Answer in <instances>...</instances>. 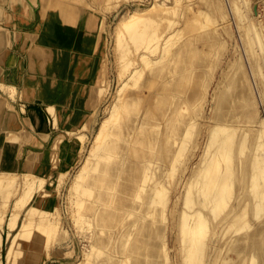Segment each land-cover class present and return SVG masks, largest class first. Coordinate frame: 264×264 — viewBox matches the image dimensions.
Instances as JSON below:
<instances>
[{
  "label": "bare ground",
  "instance_id": "1",
  "mask_svg": "<svg viewBox=\"0 0 264 264\" xmlns=\"http://www.w3.org/2000/svg\"><path fill=\"white\" fill-rule=\"evenodd\" d=\"M33 1L37 6L32 12V7L27 1L19 4L15 0H7L0 9V18L4 16L13 19L15 16L27 14L31 21L26 31L29 39L35 34L42 37L45 30L54 34L57 46L52 56L36 57L35 62L44 64L56 59L61 64L60 68H63L62 66L70 61L72 53L66 48L68 45L76 42L87 44L92 40L99 52L93 63L98 61L99 67L82 84L70 82L66 78L68 74L62 70L60 75L29 74L31 77L27 76L24 82V91L25 88L26 92L33 90V96L24 93L29 96L24 100L25 107L32 108L30 114L27 111L31 116L28 120L31 125L34 124L33 128L39 130L40 141L35 145L41 149L36 151L31 148L29 154L27 148L19 150L21 154L10 170L5 173L0 171V190L6 187L4 193L0 194V219L4 218L3 224L0 223V233L5 234L10 248L12 244L18 243L17 251L20 254L31 255L36 253V247L46 235L45 240L56 235L58 244L67 240L69 234L67 235L65 229L60 230V184L67 182L74 165L85 156L72 179V186L82 185L89 176L88 186L108 188L105 192L98 193L93 200L80 199L78 203L83 205V213H78L73 218L76 225L81 222L84 225L85 221L90 223L89 217L96 218L93 221L91 237L94 246L105 239L100 236L103 227L107 224L114 226L119 222V215L125 219L131 212L135 214L131 226L138 225V234L128 247H122L121 252L130 255L133 264H162V258H166L167 263L172 259L169 240L171 225L173 229L175 226L179 228L176 257L183 264H264V221L255 225L256 222L249 218V215L256 213L260 218L264 216V126L259 123L257 134H248L240 126L243 122L258 124L255 122L256 98L248 75L242 70L240 63L236 64L230 76L228 73L232 65H229L227 76L220 80L219 87L224 83L226 88L218 89L214 96L205 144L203 145L202 141L203 134L200 138L199 132L193 139L194 152L198 147L202 148V155L196 166L190 169L189 177L183 184L184 191L179 190L181 179L177 180L176 184L175 181L172 183L175 186L172 187L171 194V187L167 185L168 179L173 177L172 163L182 157L180 155L194 152L185 153L191 141L188 139L193 125L190 124L192 117L188 118L191 114L186 116L172 110V103L164 91L169 90L174 98L176 95H182V90L186 89L185 79L208 81L206 68H202L205 63L207 65L208 58V52L204 51L203 46L211 42L223 43L222 34L208 32L201 36L183 38L181 35L191 20L181 19L175 23L170 21L167 25L161 20H156L159 18H154L152 13L154 7H158V0H153L145 7H137L116 27V54L122 63L127 60L131 61V65L129 67L128 63H123V69L119 73L120 89L109 116L96 131L97 128L92 126V123H83L80 119L84 118L88 110H93V116L96 117L102 109L103 96L101 97L100 93L104 91L107 71L109 72L102 61L107 55L104 48L107 36L104 31L102 33L96 28H88V32L82 33L78 27L82 23L69 25L71 15L62 10L57 11L59 8H65L69 1ZM70 1L95 6L90 0ZM121 1L126 0H119L118 3ZM176 1L177 3L171 4L164 1L168 13H173L179 8L181 0ZM233 2L231 8L235 12L234 18L244 22H239L237 28L247 53L246 57L249 60H252L251 56H257L259 60L264 59V26L250 22V14L261 18L260 10L256 5H251L249 0ZM189 3H184V10L195 7L191 4L192 1ZM219 4L224 5V0H218ZM107 10H111V6H107ZM88 11L84 10V13H89ZM46 13L49 17L44 21ZM221 13L223 18L228 16L225 12ZM206 14L210 17L209 10ZM208 17H204L206 23L211 19ZM209 25H212V22ZM201 27L199 25V29ZM164 28V31L158 33ZM5 34L6 31H0V47L4 45ZM123 35L125 38H122ZM102 43L103 49L99 50ZM174 47L176 49L173 50L169 63L149 66L165 58ZM89 48L92 49L90 46ZM9 51L6 50L4 59L10 56ZM157 52V57H153ZM11 60L10 63H15L14 57ZM194 61L201 66L188 72L187 66ZM174 68L186 72L167 87L168 77ZM91 81H95L97 85L95 88L92 84L91 95L84 109L80 108L82 104L79 98L62 100L60 97L62 89L73 88L78 91L86 88ZM29 83L35 86L29 87ZM55 89L60 91L56 92ZM15 92L16 87L10 91L13 94ZM51 92L52 96L55 93L57 96H49ZM205 93L206 89L203 90V94ZM261 100L264 101V93ZM68 102L69 105L66 104ZM4 105L5 99H0V107ZM7 106L6 126L10 123L22 124L21 119L16 116L14 104L9 101ZM202 113L201 109L192 112L195 115ZM51 123L53 127L50 126ZM3 127L4 125L0 124V131ZM252 129L253 124H250V132ZM11 134V128L3 132L0 141V166L5 159L8 161L14 157L11 150V153H8L11 146L7 141ZM56 175L61 177L59 185L53 182ZM141 192H144L143 196ZM174 193L177 195L175 200L172 195ZM111 205H114V211L104 212L105 208ZM129 209L131 211L124 214ZM138 210L141 212H135ZM248 223L254 227L243 235L232 237L231 232H241L240 229ZM113 240L122 242L124 238L122 234L116 233ZM230 252L237 254L230 256ZM37 254L35 256H38ZM109 260L104 264L119 262L112 257Z\"/></svg>",
  "mask_w": 264,
  "mask_h": 264
},
{
  "label": "rangeland",
  "instance_id": "2",
  "mask_svg": "<svg viewBox=\"0 0 264 264\" xmlns=\"http://www.w3.org/2000/svg\"><path fill=\"white\" fill-rule=\"evenodd\" d=\"M23 1L28 2V4L32 7L31 11L32 9L33 11H35V7L37 5H35L33 0H15V2H18L19 4H22ZM66 1L70 2L69 4H66L65 7L66 9L59 8L57 11L62 10L66 14L71 15V18H69V20H71L69 25L72 23L73 24L82 23L78 25L82 33L88 32V28H92V29L96 28L97 30L102 31V33L104 31L105 35L107 36L104 42L105 43L104 48L107 50V55L105 59L102 58V61L104 67L106 66L109 72L107 71V84H105L104 91L100 93L101 97L103 96L101 99L102 109L96 117L93 116V110H88L89 112L84 115V118L80 119V121H83V123H85V121L86 123H90V125L92 123V126H95L97 128L96 129L97 131L102 121L109 116L110 110L113 106L117 93L120 89L119 73L123 69V63H128L129 67L131 65V61H127V60H124L122 63V60H120V58H118V55L116 54L115 38L117 32L116 30L117 24L121 20H124L126 17L130 16L137 7L140 6L145 7L147 5H150L153 0H126V1H121L120 3H118L119 0H103V1L90 0L92 5L95 4V6L93 7L87 4H83L81 2H74L70 0H66ZM164 1L169 4L175 2L177 3L176 0H164ZM164 1L158 0L157 3L158 7H154L152 16L154 18H159L156 20L158 21L161 20V22L166 25L170 21L171 23H175L181 19H187L188 21L191 20L188 23V26L185 29V31L182 33L183 35H181L183 38L185 37L187 38L189 36H193V37L201 36V35H205L208 32H214L217 35L220 33L222 34V38H223L222 41L223 43L219 44L217 42L215 44L214 42H211V43H205V45L203 46L205 49L204 51L206 53L208 52L207 65H205L206 64L205 63L204 66H202V68H206L207 71L206 74H208L207 75L208 81L196 82L192 79H185L186 81L184 83V87H186V89L182 90L184 91L182 95H176L174 98L173 96H171L169 90L164 91L166 96L170 99V102L172 103L171 104L172 110L179 111L180 113L186 116L191 114L188 117V118L192 117L190 124H193L191 126L192 128L190 129V132L188 133V139L189 141L190 140L191 141L189 142L188 144L189 148L186 150L185 153H188L189 151L194 152L195 144H193V139L198 132L200 134L199 135L200 138L202 136L201 134H203L202 141H203V145L205 144L208 134L207 127L209 124L210 112L213 106L214 96L218 91V89H222L223 87L226 88V85L224 83L222 84L221 87H219V83L220 80L224 79L225 76H227L229 65H232L231 68L229 69V73H228L229 76L232 75V73L234 72L237 63L241 64L242 70H245L248 75V78L252 85V90L256 98L255 102L257 106L256 107L257 118L255 122L258 124L243 122L240 124V126H242V128L245 129V131L248 132V134H257L259 130V123H261V125L264 126V101L261 100L262 93H264V59L259 60L257 56H251L252 60H249L246 57L247 53H245V50L242 46L241 36L237 28L239 22L241 24H243L244 22L240 21L239 19L237 21V19L234 18L235 12H233L231 8V3L234 5L233 0H228L226 1L227 3L224 0V5L223 4L218 5V0H199L200 2L198 0H181V1L179 0L180 1L179 8H177L176 11H173V13L170 11H169L170 13H168L166 11V6ZM191 1H192L191 4L195 5V7L184 10L183 9V6H185L184 3L190 4L189 2ZM6 2L7 0H0V9L5 5ZM249 2L253 6L256 5V8L260 10L262 15L261 18H257L254 14H250V22H254L257 24L261 23L264 26V0H249ZM107 6H111V10H107ZM235 6L237 7V5ZM178 9L179 12L177 13ZM84 10L86 11L89 10L88 11L89 13H84ZM208 10L210 17H208V15L206 14ZM180 11L182 12L183 15L180 14ZM199 11L200 13L201 12L203 13L200 14ZM221 12H225L226 14H228V16L226 18H223ZM205 14L208 18H211L209 20L210 21L212 20L211 21L212 25H209L211 23L209 22V20H207L206 23ZM181 15L183 16V18ZM37 16L38 13H36V17ZM48 17L49 14L46 13L44 21H47ZM195 19H197L199 22ZM30 22H31L30 18H27V14H21L20 16H15V18L13 19L4 16L0 18V31L1 32L6 31L4 37V45L0 47V99L4 98L6 101V105L0 107V124L4 125L2 131H0V141L3 138L4 130L11 128L12 134L10 139L7 141L11 146V149L8 150V153L10 154L11 153L10 150H11L12 156H14L12 159H9L8 161L6 159L5 160L3 159L4 161H3V165L0 166L1 168L0 171L4 173L8 172L12 167V165L16 163L17 157L21 154L19 150L23 148H27L28 150L27 153L29 154L31 153V151H29V149L31 148H35L36 151H40L41 149L40 146L35 145L38 144L40 141L39 140L40 138L38 137L39 130L33 128L32 126L34 124L31 125V123L28 120L31 119V116L29 114L32 108L25 107L26 102L24 98L27 99L29 96L34 95L33 93H31L33 91L31 89H30L31 92H26V88L24 91L23 85L24 82L26 81L27 76H30L29 74L50 76L53 74H59L60 70H62L64 72L66 71V73L68 74V77L66 78L70 82L76 81L77 83L82 84L85 82V79L91 77L92 73L97 71L99 67L98 61L93 63L94 59L98 57L99 52L97 50V46L96 47L94 46L92 40L88 41L87 44L76 42L71 45H68L66 48L69 50V52L71 51L72 53H70V61L64 64L62 66L63 68H60L61 64L56 59H53L52 62L49 61L44 64H37L35 62V58L39 56H44L45 58L52 56V54L54 53L53 52L54 48H56L57 46V43L54 40L55 39L54 34L48 32L47 30H45L44 35L42 37L40 34L39 35L35 34V35H31L29 39L28 38L29 35H27L26 31L28 29V26H30L29 25ZM202 22H204L206 25ZM197 23L200 25V27L204 24L205 27L203 26L201 27V29L203 30L199 29V25ZM164 30L165 28L160 29L158 33H161V31ZM231 33L233 34L232 37H231ZM122 38H125V35H123ZM66 40L68 41V39ZM89 46L92 48L91 50ZM100 46L101 47H99V50H102L103 43ZM175 47L170 51L169 54L165 56V58L160 59L159 62H154L152 64H149V66L154 67L161 63H169L172 59V52L174 49H176ZM210 47H212L211 50ZM7 49L10 50L9 51L10 56H6V58L4 59L3 55L6 54ZM12 52H13V56H12ZM153 55H154L153 57H157L158 52ZM12 57H14L15 59V63L13 64L10 63L12 61L11 60ZM200 66H201L200 64L194 61L190 64V66H187L189 67L187 71L190 72ZM185 72L186 71L181 72L174 68L171 71L170 76L168 77L167 87L170 86L175 79L179 78V75L184 74ZM23 74L26 75L23 76ZM92 84L96 88L97 85L96 82L91 81L86 88L79 89L78 91L73 88L62 89V95L60 97L62 98V100H68L70 97L72 98L77 97L80 99L79 101L82 104L80 108L84 109L85 104L91 95ZM34 86L35 84L29 83V87H34ZM15 87H16V92L14 94L10 93V91L11 90L13 91ZM204 89H206L205 94H203ZM55 90L56 92L60 91V89H55ZM25 92L29 96L24 95ZM52 92L51 94L48 93L49 96L53 98L56 97L57 94L55 93V95L52 96ZM190 97L191 98L194 97L196 99L192 100ZM9 101L14 104L16 116L21 119L22 124L10 123L7 124L6 126L5 122L7 120L6 116L8 110L7 102ZM64 103L65 102H63V104ZM66 104L69 105V102ZM200 109L203 111L202 114H196V115L192 114V112L196 110L198 111ZM27 111H29V114L27 113ZM90 117L92 118L90 119ZM250 124H253V129L251 132L249 130ZM50 126L53 127V124L51 123ZM241 134L242 132L240 133V136ZM198 148L196 149L197 151H195L194 153H190L184 156L183 154L180 155L182 157L178 158L174 163H172L171 174L173 175V177L172 179H168V184H167L168 186L171 187V188L169 187L170 194L172 193L173 190L172 187L175 186L172 183H174L175 181L176 184L177 180L180 181V179L181 182L179 184L180 187L179 190L180 192L184 191L183 184L186 183L189 177L190 169L193 166H196L202 155V148L200 149ZM87 155L88 153H86V156ZM242 156H244V154ZM84 157L85 156L81 157L76 164L74 162L75 165L72 168L69 177L66 180L67 182L61 183L62 185L60 184V186L62 187L61 195L59 199L60 208L62 212L61 213L62 222L60 224V230L65 229L67 235L69 234L67 240L63 244H58L56 235L54 237L49 236L48 239L45 240V238H47L46 235V237H43V240L40 242L41 244L36 247L35 252L38 253L37 254L38 256H35L36 253L35 254L30 253L31 255H28L27 253L20 254V252L17 251L18 243L12 244L10 248V245L8 244V240L6 239L5 234L0 233V264H43V263L44 264H104L105 261H110L109 260L110 257L119 260L118 264H133L132 257L130 255L128 256L127 254L121 252L122 247H128L138 234L137 233L138 225L136 224L134 226H131V223L134 220V216H135V214H132L130 212L131 209L124 212V214L130 212V215L125 216V219L124 216L120 218L119 215L118 223H115L114 226H110L109 224H107L105 228L103 227L104 230H102L100 236L104 237L105 239L97 243L96 246L93 245V239L91 238L93 234L92 230L94 228L93 221L96 218H94L93 216L89 217L90 223L85 221L84 225L81 222L77 224L78 226L73 221V218L76 217L78 213L79 214L83 213V205H80L78 203L80 199L85 198L87 200H93L96 198L98 193L100 192L103 193L108 189L106 187H102L101 189L96 186H88L89 176L87 180L83 182L82 185L80 184L76 187L72 186L73 184L72 179L77 174L78 168L81 166ZM72 158H74V155L72 156ZM183 171L186 172L184 173ZM60 180L61 177L58 175H56L53 178V182L54 181L57 182L58 185ZM86 186L87 188L85 189ZM5 190L6 187H2V189L0 190V194L4 193ZM176 193L172 194L174 195L173 200H175L177 197ZM140 194L141 196H143L144 192L143 193L141 192ZM114 209H115L114 205H111L105 208L104 212L111 213L114 211ZM225 211L226 208L223 210L222 213L224 214ZM135 212L140 213L141 211L138 210ZM254 215L255 214H252L249 215L251 217L249 216L248 217L251 218L252 222H256L255 225L264 221V216L260 218V216H258L259 215L258 213H256L255 216ZM3 222H4V218L0 219V223L3 224ZM251 223L245 224V227L240 229L241 232L238 230L236 233L231 232L230 234H232V237L238 236L240 234L243 235L246 231H249L252 227H254V226L251 227ZM80 224L82 225L80 226ZM98 229L101 228H97V230ZM116 233L122 234V237L124 238L122 242L113 240V237ZM178 233H179V228L175 226L173 229L171 225L169 229V240H170L172 259H170L167 263L166 258L164 260L162 258L161 261L163 262L162 264L182 263L180 260L179 262L176 257L178 254L177 244L179 246ZM8 248L10 249L7 250ZM225 253H226V249L223 250V254ZM236 254L237 253H233V252L229 253L230 256H236ZM18 255L20 258L18 257ZM24 256L26 259H24Z\"/></svg>",
  "mask_w": 264,
  "mask_h": 264
}]
</instances>
